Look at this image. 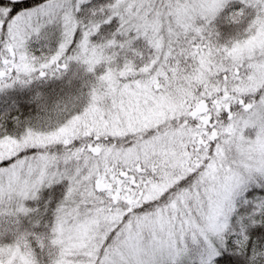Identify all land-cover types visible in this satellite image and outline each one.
<instances>
[{"label":"snow or ice","instance_id":"6c2138e0","mask_svg":"<svg viewBox=\"0 0 264 264\" xmlns=\"http://www.w3.org/2000/svg\"><path fill=\"white\" fill-rule=\"evenodd\" d=\"M0 264H264V0H0Z\"/></svg>","mask_w":264,"mask_h":264}]
</instances>
